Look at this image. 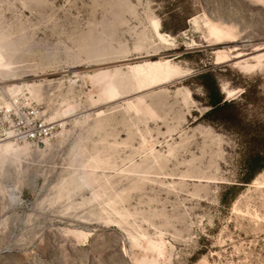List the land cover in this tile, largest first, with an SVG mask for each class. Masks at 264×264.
Segmentation results:
<instances>
[{
	"label": "rangeland",
	"instance_id": "1",
	"mask_svg": "<svg viewBox=\"0 0 264 264\" xmlns=\"http://www.w3.org/2000/svg\"><path fill=\"white\" fill-rule=\"evenodd\" d=\"M8 92L0 264H264V0H0Z\"/></svg>",
	"mask_w": 264,
	"mask_h": 264
},
{
	"label": "built area",
	"instance_id": "2",
	"mask_svg": "<svg viewBox=\"0 0 264 264\" xmlns=\"http://www.w3.org/2000/svg\"><path fill=\"white\" fill-rule=\"evenodd\" d=\"M6 96L8 102L0 106V142L39 148L54 137L57 125L46 120L39 107L9 92Z\"/></svg>",
	"mask_w": 264,
	"mask_h": 264
},
{
	"label": "bare ground",
	"instance_id": "3",
	"mask_svg": "<svg viewBox=\"0 0 264 264\" xmlns=\"http://www.w3.org/2000/svg\"><path fill=\"white\" fill-rule=\"evenodd\" d=\"M175 77L176 75L174 73L165 71L162 65L154 66L145 78V87L164 85L172 81ZM7 146L11 147L12 144L8 143Z\"/></svg>",
	"mask_w": 264,
	"mask_h": 264
}]
</instances>
